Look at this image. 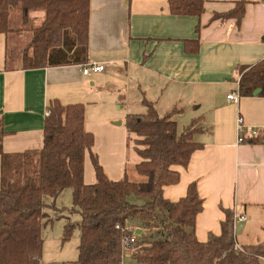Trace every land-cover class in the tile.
<instances>
[{"label":"crops","instance_id":"crops-1","mask_svg":"<svg viewBox=\"0 0 264 264\" xmlns=\"http://www.w3.org/2000/svg\"><path fill=\"white\" fill-rule=\"evenodd\" d=\"M203 1V14L192 17L171 15L168 0H90L88 63L103 65L104 70L89 76L75 65L22 70L16 58L10 66L9 36L0 34L2 151L42 148L44 112L50 101L82 104L85 129L94 135L93 151L105 174L117 181L126 167L134 173L139 158L127 146L125 127L113 123L112 113L97 107L99 101L92 96L107 93L98 79L108 80L124 70L125 89L135 105L130 114H144L147 101L159 115L181 109L174 117L179 131L192 122L199 129L194 140L202 148L191 155L186 168H173L179 181L163 188L164 198L176 202L186 196L190 184L196 185L203 200L195 220L196 239L206 242L211 235L219 236L225 211L246 217L236 238L259 237L264 233V97H239L233 102L227 96L237 93L238 67L264 59V0H250L240 25L234 18L216 17L240 0ZM195 39L197 52L186 53L185 42ZM96 84L92 92L90 87ZM118 99L123 101L124 96ZM239 119L242 142H238ZM85 160L83 180L90 185L95 176L90 160ZM132 230L140 233L137 225ZM133 263L137 262L125 253L119 264Z\"/></svg>","mask_w":264,"mask_h":264},{"label":"trees","instance_id":"trees-1","mask_svg":"<svg viewBox=\"0 0 264 264\" xmlns=\"http://www.w3.org/2000/svg\"><path fill=\"white\" fill-rule=\"evenodd\" d=\"M240 0L223 20L234 18L240 25L245 6ZM174 16L200 17L203 0H168ZM20 11L22 23L28 14L42 11L40 25L31 29V39L22 51V70L88 64L90 0H0V34L8 35L11 11ZM199 26L196 27V31ZM198 41H186L185 51L194 54ZM239 97H252L256 90L264 97V59L238 67ZM144 114L125 118L127 146L139 161L131 180L127 172L117 181L109 179L93 151L94 135L85 129L84 106L62 105L52 100L43 125V146L23 153H4L0 145V264H41L42 230L51 221L44 207L45 197L55 200L71 189L72 211L80 222L63 227L61 242L79 230L77 259L64 264H119L125 253L121 242L135 236L131 257L139 264H263L264 242L236 249L233 213L225 211L219 236L206 242L195 237V220L203 209L196 185L176 202L164 198L163 188L175 185L191 155L202 148L194 136L199 129L192 122L179 131L173 108L159 115L144 101ZM4 135L0 131V142ZM90 160L95 182L84 183L85 158ZM131 197L145 198L136 205ZM136 224L140 233L130 229ZM129 226V227H128ZM118 227V228H117Z\"/></svg>","mask_w":264,"mask_h":264},{"label":"rangeland","instance_id":"rangeland-1","mask_svg":"<svg viewBox=\"0 0 264 264\" xmlns=\"http://www.w3.org/2000/svg\"><path fill=\"white\" fill-rule=\"evenodd\" d=\"M40 14L43 15V12H30L28 14L26 23L23 24L21 19V12L17 10L11 11L9 19V28L11 31L8 34V63L10 66H13V64L15 65L17 63L14 60L16 58H18V61L21 62L22 51L27 47L31 39V29L40 25L41 21L43 20V17L41 19L42 15ZM126 83L125 71H115V74L108 80L104 78L97 80L98 85L107 88V93H100L98 97L97 95H95V93H92V96L96 97V100L99 101L97 107L102 106L107 111H110L112 113L110 119H115L113 120V123H121L123 126L126 116L130 113H133L130 111H135V105L132 101V95L130 91H127L128 86H126ZM97 84L96 86L90 87V90L92 92H95ZM125 87H127V90L125 89ZM118 90H120V94H118ZM119 95L124 96L123 101H119ZM103 96H105L103 101L104 104H100L103 100ZM144 112L145 111L143 109L142 113ZM94 116H96V114H94ZM131 157L137 158L134 154H132ZM85 159H87V156ZM126 168L128 177L131 180H133V177L135 179L138 178L135 173L130 172L129 167ZM44 202L46 203L44 212L47 213V215L49 216L48 218H50L51 221L42 230L44 245L41 264L73 263L77 259L76 248L78 245L79 230L75 228L69 241L65 243L59 241V238H62L64 225L67 223L75 225L79 223L81 219L80 214L78 212L72 211L71 209V189L63 190V192L55 200L50 197H45ZM130 202L136 205H142L147 202V199L131 197ZM129 226L131 229H133L136 225L129 224ZM253 229L255 230V228ZM263 241L264 233H261L259 237L249 236L247 238H242L241 236H238V238H236V242L244 246L262 243Z\"/></svg>","mask_w":264,"mask_h":264},{"label":"built area","instance_id":"built-area-1","mask_svg":"<svg viewBox=\"0 0 264 264\" xmlns=\"http://www.w3.org/2000/svg\"><path fill=\"white\" fill-rule=\"evenodd\" d=\"M103 70H104V66L103 65H98V64H94V63L86 64V65L81 67V71H82V75L83 76H89L91 74L100 73ZM227 99L230 100V101H233V102H237L238 99H239V95H238V93H235V94L232 93V94L227 96ZM44 116L45 117L49 116L48 110H46L44 112ZM241 122H242L241 119H239L238 123H237L238 142H242L243 141L242 136H241L242 135V124H241ZM245 221H246V217L245 216H236V215H234L233 216L234 231L236 232V229H237L238 225L243 223V222H245ZM135 243H136L135 236H125L122 239V242H121V246H122V249H123L124 253H127L129 255L134 253V251H135V248H134ZM235 248L238 249V250L241 249V247L238 246V245H236Z\"/></svg>","mask_w":264,"mask_h":264},{"label":"water","instance_id":"water-1","mask_svg":"<svg viewBox=\"0 0 264 264\" xmlns=\"http://www.w3.org/2000/svg\"><path fill=\"white\" fill-rule=\"evenodd\" d=\"M259 90H256L254 93H253V96H257L258 94H259ZM119 124V123H118ZM137 234H139V233H137Z\"/></svg>","mask_w":264,"mask_h":264}]
</instances>
